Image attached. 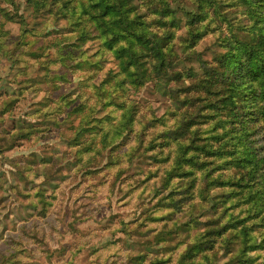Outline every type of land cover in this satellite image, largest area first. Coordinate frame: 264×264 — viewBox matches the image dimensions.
I'll return each mask as SVG.
<instances>
[{"label": "trees", "instance_id": "1", "mask_svg": "<svg viewBox=\"0 0 264 264\" xmlns=\"http://www.w3.org/2000/svg\"><path fill=\"white\" fill-rule=\"evenodd\" d=\"M3 2L12 11L0 8V25L20 27L15 38L0 31V58L36 64L38 75L14 74L28 78L0 102V115L12 112L0 123V143L20 130L31 145L49 128L73 131L68 148L93 154L85 166L88 151L77 153L75 171L90 179H101L94 167L107 156L113 167L106 183H128L154 201L139 226L171 225L158 240L164 256L149 264H201L199 257L215 248L228 255L223 264H264V0ZM54 27L57 37L49 42L45 34ZM55 63L64 73L52 72ZM175 66L180 72L170 73ZM76 68L89 77L88 99L54 97L72 84ZM138 71L157 83L178 81L164 111L127 99ZM42 91L44 100L31 101ZM21 102L28 111L15 117L7 106ZM27 117L35 123L21 124ZM38 162L14 164L12 177L25 175L26 182L25 170ZM132 165L133 174L121 180ZM181 233L192 243L174 261L167 243ZM13 255L0 251V264ZM136 264L144 261L137 257Z\"/></svg>", "mask_w": 264, "mask_h": 264}, {"label": "rangeland", "instance_id": "2", "mask_svg": "<svg viewBox=\"0 0 264 264\" xmlns=\"http://www.w3.org/2000/svg\"><path fill=\"white\" fill-rule=\"evenodd\" d=\"M7 24L17 25L5 21L0 25V31L10 38L17 37L19 30L17 31L16 28L5 29L4 25ZM57 33L58 30L54 27L45 34V38L49 42L53 41L57 37ZM55 51L54 49L52 53ZM24 69L25 73L29 72L31 78L38 75L36 64L35 67H32L25 60L17 61L0 58V102L6 97L5 92L7 95V93H11L12 89L17 90L19 83L24 78H28V76L24 75L14 78L16 72H21ZM51 70L57 74L64 73L57 63L51 65ZM179 72L180 68L178 66L170 70L172 74ZM137 73L138 76L133 78L135 82L127 87L126 97L128 100L135 101L141 105L151 104L157 112L164 111L172 104L174 90L177 88L176 84L178 81L172 80L169 85H166L162 82L157 83L148 77L142 78L141 71ZM46 88L52 89L50 86ZM71 89L72 84L64 85L59 91H51V93L54 92V97L58 95H74ZM38 95L39 93H36L35 98L31 101L38 102ZM15 104L13 105L12 103L7 106V109L13 108L15 117L28 111L29 107L26 102H21L14 109ZM5 114L0 115V123L2 125L11 120ZM29 119L20 118L21 124L24 121L32 122L34 120L32 117ZM19 133H22V131L14 132L9 137H5L3 142L0 143V150L3 148L5 151L2 155L4 158L0 159V167H2L3 163L9 164L12 168L16 163L24 167L28 162L30 164L33 161L38 162L40 159H46L48 163L43 165H51V167L44 169L47 175L46 184L53 192V195L49 197L44 188L28 182V180L24 182L26 180L25 175L18 179L17 176L15 178L12 177L11 173L13 171L9 172L7 176L0 172V215H2L0 225L3 226V230H0V251L8 256L14 253L13 249L17 247L19 242L21 244L26 242L33 247L43 245L51 252V241L48 239L50 233H57L58 229L63 232L65 225L72 229V224L76 220H80L84 216H89L90 218V215L96 212L100 231L95 236L88 227L72 229L74 236L77 235L76 241L61 246L55 253L43 256L41 264H136L137 257H140L144 264H149L153 258L164 256L166 248L158 240L171 225H166V221H160L148 224L146 227L139 226L146 217V211L151 209L154 204L149 193L131 192L134 188L130 184L121 185L116 183L115 186L119 185L118 195L123 203L120 208L109 211L107 219L104 220V210L100 208L93 209L89 203V198L84 195L87 193L86 185L98 182L100 179H90L82 176V172H76L74 164L70 166L64 163L57 150V145L52 143L55 140H59L60 145L63 146L60 149L62 151L63 148H68L74 132L67 129L49 128L36 145H31L28 141L19 138ZM15 149H34V151H29L27 156L9 159L5 154ZM106 162L107 156H105L102 166ZM59 164H63L66 170L58 169L56 171ZM40 166L38 162L32 171L40 170ZM134 169L135 166L132 165L124 170L127 173L122 174L121 180H126L125 177L129 173L133 174ZM9 178L11 183H9ZM57 180L59 183H57ZM81 182H86L84 187L80 186ZM66 183L69 185L66 193L67 197L71 201H75V204H63L59 196L55 194L59 191L60 196L65 195V189L62 186ZM72 185H75V189L72 188ZM37 188L40 190L33 197L30 189L35 190ZM38 194L39 196H37ZM13 217H15V222L9 223ZM181 217L182 222L185 223L187 219L182 215ZM171 240L174 242H168L167 245L175 261L179 258L180 253L186 250L189 243H192V236L187 237L185 233H181L173 235ZM176 243L180 244L178 248H176ZM226 255L224 249L215 248L213 251H207L203 257H199V260L201 264H223L226 261Z\"/></svg>", "mask_w": 264, "mask_h": 264}, {"label": "clouds", "instance_id": "3", "mask_svg": "<svg viewBox=\"0 0 264 264\" xmlns=\"http://www.w3.org/2000/svg\"><path fill=\"white\" fill-rule=\"evenodd\" d=\"M0 8L8 9L9 11H12L11 5L8 3L3 2V0H0ZM19 25H11L7 24L4 25L5 29L8 28H16L17 31L19 30ZM85 51H87V48H85ZM88 57L84 56L81 57V59L76 61V65H84V61H86ZM77 74L72 77V92L74 93L73 96L70 97L71 100L75 101L77 96L83 97L85 100L88 99L87 96L84 95L85 89H87L88 93L91 94L92 89L89 87V77L85 74V71L82 68H76L75 71ZM46 92H40L37 96L38 101H42L45 99ZM45 112H48L49 109L45 108ZM32 123H35L33 120ZM53 144L57 145V150L59 151L61 159L64 161V163L69 164L70 166L72 164H75L77 160L80 159V157L77 155V153H81L82 151H88L81 149L80 146H73L71 148H63L61 151L60 149L63 147L60 145L59 140H55L52 142ZM29 151H34V149H15L12 152L6 153L5 155L9 159H13L15 157H22L27 156L29 154ZM90 155H93L90 151H88V155L84 156V159L82 163L87 166L89 165V159L88 157ZM80 165L76 164V167L78 168ZM47 167H51V165H41L40 170L38 171H32L30 169H26V175L28 182H31L35 185L41 186V188H44V190L47 192V195L51 197L53 195V192L49 189V187L46 184L47 175L45 174L44 169ZM113 167L111 163L103 164L102 167L95 168L94 172L98 173L101 176L100 181L87 184V193L86 195L89 198V203L93 209H103L104 210V217L103 219H107V214L109 211L115 210L120 208L121 204L123 203L122 200H120L118 195V189L119 185L113 187L111 183H106L105 179H108V177L105 176V173H107L108 168ZM66 170L64 169L63 164L57 165V170ZM119 168H115L114 171H118ZM15 171L14 168H12L9 164L3 163L2 167H0V172H3L6 176L9 172ZM74 171V170H73ZM83 176L84 173H81ZM9 183H11V179L9 178ZM57 183L59 181L57 180ZM86 182H81L80 186L84 187ZM65 189V195L60 196L59 191H57L55 194L59 196L60 201L63 204L72 203L75 204V201H71L67 197V189L69 185L66 183L62 186ZM72 188L75 189V185H72ZM40 189L37 188L35 190H31V194L33 197L36 196V192ZM0 219H2V215H0ZM82 221L84 222L82 224ZM15 217H13L9 223H14ZM19 227V225H17ZM80 227H88L92 230V234L95 236L97 232L100 231L97 224V213L93 212L89 216H84L80 220H76L74 224H72V229L76 230ZM106 227V225H105ZM69 229L67 225L64 226L63 232H60L59 229L57 233H50L48 236V239L51 241V252L45 248L43 245H37L33 247L32 245H28L26 242L19 244L18 247L14 249V255L9 259L8 264H41V258L43 256H46L50 253H55L57 249H59L61 246L65 244H70L77 239V235L74 236L73 230ZM0 230H3V226L0 225ZM76 232V231H75ZM77 233V232H76Z\"/></svg>", "mask_w": 264, "mask_h": 264}]
</instances>
